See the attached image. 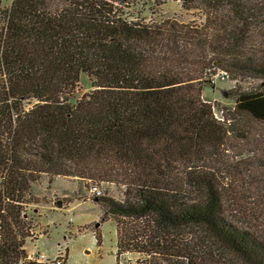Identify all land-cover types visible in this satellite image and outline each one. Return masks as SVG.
Returning <instances> with one entry per match:
<instances>
[{"label":"trees","instance_id":"obj_1","mask_svg":"<svg viewBox=\"0 0 264 264\" xmlns=\"http://www.w3.org/2000/svg\"><path fill=\"white\" fill-rule=\"evenodd\" d=\"M180 1L204 19H145L133 0L0 9V264H38L24 246L38 238L27 207L43 175L123 188L122 200L94 198L104 209L95 243L112 219L115 264H192L195 243L176 235L191 225L242 264H264V230L232 218L237 198H224L216 174L234 128L201 99L210 71L264 76V0ZM80 72L93 89L73 104ZM234 112L264 122V91L237 92ZM126 253L139 258L122 262ZM59 255L66 264V245Z\"/></svg>","mask_w":264,"mask_h":264},{"label":"rangeland","instance_id":"obj_2","mask_svg":"<svg viewBox=\"0 0 264 264\" xmlns=\"http://www.w3.org/2000/svg\"><path fill=\"white\" fill-rule=\"evenodd\" d=\"M11 1L0 0V9L8 8ZM133 4V11L145 19H175L183 23L204 19L196 10L183 8L180 0H133ZM259 42L260 39L255 36L249 45L257 48ZM221 71L208 72L201 92V99L210 104L213 116L234 128L222 158L225 162L216 165L220 167L217 178L223 187L224 198H237L232 205L227 201L232 218L243 225L264 230V122L248 116L232 120L236 117V93L264 91V76L246 71L234 76L232 71H224L223 74ZM92 89L89 77L80 72L70 102L74 104ZM93 188L100 192L98 195L106 193L118 200L123 199V188L113 183L90 184L73 177L48 180L44 175L33 182L31 192L37 203L28 205L27 214L34 221V233L38 237L44 236L37 243L29 242L28 250L42 251L51 256L59 246L63 248L66 245L68 264H115V227L112 219L100 223L101 243L99 246L95 243L92 229H97V225L92 224L99 220L104 209L92 200L98 196ZM86 225L93 227L78 231ZM176 235L186 243H195L197 254L192 264L198 261L199 264L204 261L206 264H242L199 225L179 228ZM138 258L136 253H126L121 256V261L133 263Z\"/></svg>","mask_w":264,"mask_h":264},{"label":"built area","instance_id":"obj_3","mask_svg":"<svg viewBox=\"0 0 264 264\" xmlns=\"http://www.w3.org/2000/svg\"><path fill=\"white\" fill-rule=\"evenodd\" d=\"M221 73H225L224 71H221ZM93 192L98 195L100 192L96 189L93 188ZM61 206V205H59ZM29 259L34 262V263H38V264H64L63 262V258L61 255L59 256H55L54 258L50 259L49 257H47L45 254L43 253H39V252H34L32 253L30 256H28Z\"/></svg>","mask_w":264,"mask_h":264},{"label":"crops","instance_id":"obj_4","mask_svg":"<svg viewBox=\"0 0 264 264\" xmlns=\"http://www.w3.org/2000/svg\"><path fill=\"white\" fill-rule=\"evenodd\" d=\"M93 201H95L94 199H92ZM61 205V204H60ZM43 236L44 235H39V237L36 239V240H30V239H27L26 240V242H25V246H24V248H25V251L27 252V254H28V256H30L32 253H34V252H39V253H43V254H45L47 257H49L50 259H52L53 257H55L59 252H60V250H61V248L62 247H58V249L54 252V254H51V256H52V258H51V256H49V254H47V253H45V252H40V251H38V250H35V251H29L28 250V248H27V245H28V243L29 242H31V243H37V242H39L40 241V239L41 238H43ZM60 244V242H58V245ZM68 258L69 257H67V262H66V264H68Z\"/></svg>","mask_w":264,"mask_h":264}]
</instances>
